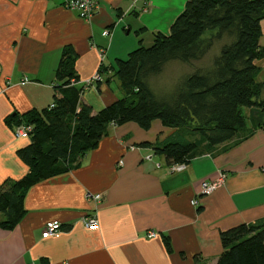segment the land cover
<instances>
[{
	"label": "crops",
	"instance_id": "0c3cea01",
	"mask_svg": "<svg viewBox=\"0 0 264 264\" xmlns=\"http://www.w3.org/2000/svg\"><path fill=\"white\" fill-rule=\"evenodd\" d=\"M62 1L0 0V184L28 171L16 155L28 141L16 138L13 120L7 121L50 104L65 46L76 52L74 83L84 87L82 100L95 111L123 95L111 70L114 60L125 58L139 39L168 35L186 2L97 0V11L83 20ZM261 28L264 48V19ZM256 64L257 79L264 81V52ZM96 72L101 80L84 86ZM243 111L246 125L234 138L172 173L163 156L138 144L159 140L161 133L165 140L173 130L158 121L152 135L133 121L109 127L78 166L25 191L18 224L0 226V264H215L220 231L264 220V112ZM219 171L226 173L223 184L202 196L201 183ZM89 215L98 220L95 230L83 225ZM49 221L62 229L43 237ZM151 230L156 236L147 237Z\"/></svg>",
	"mask_w": 264,
	"mask_h": 264
},
{
	"label": "trees",
	"instance_id": "16d2710c",
	"mask_svg": "<svg viewBox=\"0 0 264 264\" xmlns=\"http://www.w3.org/2000/svg\"><path fill=\"white\" fill-rule=\"evenodd\" d=\"M264 0H186L168 35L154 33L149 46L139 39L111 70L123 95L94 111L77 86L76 52L63 48L55 70L54 106L10 116L14 127L32 126L27 144L16 151L27 167L23 176L0 184V226L15 227L25 212V191L37 182L79 165L111 126L133 121L148 130L154 121L173 130L165 140L143 141L168 165L185 163L234 138L246 125L244 108L264 112V81L257 75L264 48L259 44ZM220 43L209 66H198L161 94L149 79L170 61L191 64ZM11 124V123H10ZM222 251L215 264H264V220L241 223L219 233ZM168 251L171 244L163 236ZM195 264H205L199 261Z\"/></svg>",
	"mask_w": 264,
	"mask_h": 264
},
{
	"label": "built area",
	"instance_id": "2783aa9c",
	"mask_svg": "<svg viewBox=\"0 0 264 264\" xmlns=\"http://www.w3.org/2000/svg\"><path fill=\"white\" fill-rule=\"evenodd\" d=\"M63 6L66 9H69L76 13V15L83 20H89L94 13L97 11L98 8V1L97 0H63ZM109 30L104 29L102 31L103 36H108ZM101 76L98 72L93 74L90 78L84 79L83 84L84 86L91 85L94 81H100ZM27 81V78L25 77L23 79V82ZM54 106L53 103H50L49 107L52 108ZM32 130V126L29 124H20L15 127L14 129V135L16 138L20 139H27L30 135V132ZM146 159H150V156H146ZM186 164L185 163H179V164H171L168 165L169 172H178L183 169H185ZM226 177V173L223 171H219L217 177L214 180H206L201 183V195L206 196L211 194L216 188H218L221 184H223L224 179ZM92 198L94 200H99L101 198L100 194H93ZM191 204L194 206L198 205L197 199L191 200ZM83 225L85 228L90 230H95L98 228V220L96 216L89 215L84 217L83 219ZM62 227L61 224L57 221H49L44 225L42 236L43 237H49L52 235H56L59 231H61ZM147 237H154L156 236V232L151 230L146 233Z\"/></svg>",
	"mask_w": 264,
	"mask_h": 264
},
{
	"label": "rangeland",
	"instance_id": "374dc122",
	"mask_svg": "<svg viewBox=\"0 0 264 264\" xmlns=\"http://www.w3.org/2000/svg\"><path fill=\"white\" fill-rule=\"evenodd\" d=\"M263 36V35H261ZM221 42L214 45L212 49L208 51V53L199 61H194L191 64L182 63L180 61H170L168 62L161 73L158 75L152 76L149 79L150 86L153 88V90L159 94L166 92L172 88L175 81L178 80L180 77L184 76L185 74L193 71L198 66H209L211 62V57L215 55V53L218 51V47ZM151 44V41H145L143 45L149 46ZM122 95H119V97ZM155 124H152V126L148 129L150 131L149 133L155 134L157 130H155ZM164 134H160V139L163 140ZM225 173V172H224ZM226 178V177H225ZM225 181V179H224Z\"/></svg>",
	"mask_w": 264,
	"mask_h": 264
}]
</instances>
